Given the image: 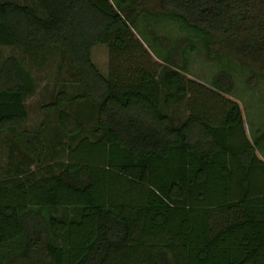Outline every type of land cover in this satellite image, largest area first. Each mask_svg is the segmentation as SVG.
<instances>
[{"label":"trees","instance_id":"1","mask_svg":"<svg viewBox=\"0 0 264 264\" xmlns=\"http://www.w3.org/2000/svg\"><path fill=\"white\" fill-rule=\"evenodd\" d=\"M160 18L181 34L167 45L148 37ZM0 43L67 57L81 91L48 105L64 135L82 123L62 104L96 111L94 138L81 136L64 161L40 165L38 132L13 134L36 161L0 178V264H264V130L248 136L225 95L228 68L212 86L186 76L199 45L263 71L264 0H0ZM97 44L107 75L91 58ZM35 86L17 56L4 58L0 131L27 118ZM179 100L177 121L164 108Z\"/></svg>","mask_w":264,"mask_h":264},{"label":"rangeland","instance_id":"2","mask_svg":"<svg viewBox=\"0 0 264 264\" xmlns=\"http://www.w3.org/2000/svg\"><path fill=\"white\" fill-rule=\"evenodd\" d=\"M139 2L141 3V0ZM154 4L150 2L146 5L153 11H158L159 8H154ZM36 10L44 16V11L40 6L37 5ZM143 23L149 25L148 21ZM147 28L150 30L149 39L153 33L157 37H162L166 45L181 35L176 24L164 18L151 21ZM144 39L151 47H155L153 41ZM8 55H15L23 62L35 77L36 86L33 93L25 100L28 111L27 118L18 126L0 131V178L22 169L19 167L21 161L28 162L31 169L35 167L36 157L26 153L14 141V133L23 130L30 133L38 132L42 143L35 149L40 154V165H45L53 161L66 160L68 147L73 146L84 135L93 139L92 130L96 126V111L89 102H72L61 105L62 109L75 112L81 120L82 131L74 137L64 135L60 131L57 112L48 110L49 103L54 101L60 91H65L70 97L81 91L74 70L65 55L55 48L43 53L29 54L22 52L17 47L0 43V64ZM218 57L220 58H207L199 45L197 51L189 55V69L186 76L203 82L207 86H212L217 72L228 68L233 83L227 82L229 86L232 85V90L225 95L239 103L247 134L253 139L258 131L264 130V70L260 71L257 66L248 63L244 65L223 50L219 51ZM91 58L99 70L107 75L110 64L107 46L102 44L93 46ZM152 58L160 70L162 62L155 56ZM164 109L177 121L182 120L187 113L184 100H179L171 108ZM257 154L264 160V148H258Z\"/></svg>","mask_w":264,"mask_h":264}]
</instances>
